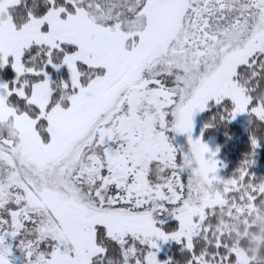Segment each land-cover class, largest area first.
<instances>
[{
  "label": "snow or ice",
  "instance_id": "1",
  "mask_svg": "<svg viewBox=\"0 0 264 264\" xmlns=\"http://www.w3.org/2000/svg\"><path fill=\"white\" fill-rule=\"evenodd\" d=\"M9 66L0 264H12L7 240L21 235L26 264H237L211 226L213 201L236 214L233 202L264 200V182L243 166L220 181L193 116L230 101L221 119L247 112L264 130V0H0ZM61 67L69 79L57 83L48 69ZM169 131L188 134L189 153ZM165 212L175 231L157 226ZM158 241L187 257L158 260Z\"/></svg>",
  "mask_w": 264,
  "mask_h": 264
},
{
  "label": "trees",
  "instance_id": "2",
  "mask_svg": "<svg viewBox=\"0 0 264 264\" xmlns=\"http://www.w3.org/2000/svg\"><path fill=\"white\" fill-rule=\"evenodd\" d=\"M50 78L59 83L61 80L67 81L69 74L65 67L59 70L48 69ZM1 77L9 83L13 79L11 67L4 68ZM226 110H230V102L224 101L220 107H211L202 114V121L205 127V134L213 136L219 147V157L223 166V172L228 176L229 180L238 175V170L243 166L247 168L248 178L253 184L264 182V130L257 131V121L251 118V123L242 129L232 124L229 120L221 119ZM255 134L258 139V147L255 149L251 143V136ZM169 142L176 147L177 151L182 154L183 149L177 144L173 132L167 133ZM113 147L115 145L113 144ZM248 162V163H245ZM190 174V169H185L182 173L185 180ZM226 203V201H224ZM232 207L237 208V213L232 214L230 210L225 211L223 205L216 212L213 223L217 233L224 236V240L232 245V248L239 247L244 251L245 255L251 259L249 264H264V231L258 233L257 225L253 223V218L264 219V200L258 204L251 200L246 204L238 206L233 202ZM247 212L246 216L239 213ZM171 215L167 212L161 215L164 220L161 229L165 232L175 231L177 229V221L171 220ZM20 239L13 240V245L19 247L21 239L27 238L25 235L19 236ZM9 239V238H8ZM258 245V247H255ZM188 253L182 250V245L172 243L166 255L159 256V260L176 261L182 257H187Z\"/></svg>",
  "mask_w": 264,
  "mask_h": 264
},
{
  "label": "rangeland",
  "instance_id": "3",
  "mask_svg": "<svg viewBox=\"0 0 264 264\" xmlns=\"http://www.w3.org/2000/svg\"><path fill=\"white\" fill-rule=\"evenodd\" d=\"M3 69H0V72ZM14 76H15V73L13 72V78H14ZM4 81L5 80L1 77V74H0V82H4ZM44 98L47 99L46 94H45ZM221 105H222V103L218 105L214 101H210L208 104V107L204 111L194 113V116H193L194 128H193V132H192V138L196 139L197 137H200L202 143L207 145V147L209 149V153H215L213 158L216 161H218L216 175L220 179V181L223 182V181H228L229 178L223 172V166L221 164L220 157H219L218 144L216 142L215 137L207 136L205 134V126H204L203 121H202V114L204 112L208 111L211 107L217 108V107H220ZM252 117H254V116L251 115L250 113H247V112L241 113V114H238L235 117V119L230 120V122L234 125L241 127L242 129H246V127H248V125H250ZM173 134H174L176 141L178 142L177 144L180 146L181 149H183V152L189 153L190 152V145L188 143V134H186V133H174V132H173ZM16 151L19 152L20 149L17 148ZM24 151L27 152V149H25ZM206 155H208V154H206ZM213 202L215 204H221V206L224 204V201H222L221 199H216ZM154 218L157 220V226H159V227H160V225H162L161 221L168 220V219H162L161 215L155 216ZM170 218H171V220L176 221L173 216H171ZM177 224H178V222H177ZM10 239H13V240L20 239V237L18 236L16 238H9L7 240V242L12 245V250H11L12 254L10 256V260H11L12 264H26L23 251L21 250L20 247H15L13 245V242H12L13 240H10ZM172 243H177V242H175V241H166V242L165 241H158V246H159V251L157 252V259L158 260H159V256H162V255L164 256L167 254V252L169 251L170 245ZM233 250L238 254L237 264H249L251 262V259H249L245 255L244 251L241 250L239 247H234Z\"/></svg>",
  "mask_w": 264,
  "mask_h": 264
},
{
  "label": "clouds",
  "instance_id": "4",
  "mask_svg": "<svg viewBox=\"0 0 264 264\" xmlns=\"http://www.w3.org/2000/svg\"><path fill=\"white\" fill-rule=\"evenodd\" d=\"M25 171H31V169H25ZM253 223L257 225L258 233L264 231V219H257L254 217ZM255 247H258V245H256Z\"/></svg>",
  "mask_w": 264,
  "mask_h": 264
},
{
  "label": "crops",
  "instance_id": "5",
  "mask_svg": "<svg viewBox=\"0 0 264 264\" xmlns=\"http://www.w3.org/2000/svg\"><path fill=\"white\" fill-rule=\"evenodd\" d=\"M66 69V68H65ZM67 72H68V70H67ZM69 74V73H68Z\"/></svg>",
  "mask_w": 264,
  "mask_h": 264
}]
</instances>
